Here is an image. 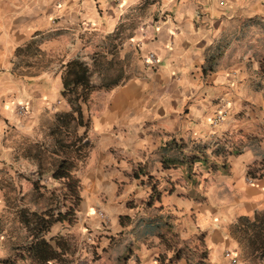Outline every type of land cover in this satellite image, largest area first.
<instances>
[{
	"label": "crops",
	"instance_id": "1",
	"mask_svg": "<svg viewBox=\"0 0 264 264\" xmlns=\"http://www.w3.org/2000/svg\"><path fill=\"white\" fill-rule=\"evenodd\" d=\"M72 62L94 85L80 100L89 150L74 172L76 220L38 237L51 259L16 263L187 264L168 262L187 245L210 264H230L226 250L237 264H264V0H0V264L18 251L11 212L24 226L29 210L10 208L16 189L47 204L62 188L45 141L55 115L71 110L62 92ZM172 138L187 153L208 144L191 179L186 166L162 167ZM218 145L239 152L223 157ZM139 167L161 191L152 204Z\"/></svg>",
	"mask_w": 264,
	"mask_h": 264
},
{
	"label": "trees",
	"instance_id": "2",
	"mask_svg": "<svg viewBox=\"0 0 264 264\" xmlns=\"http://www.w3.org/2000/svg\"><path fill=\"white\" fill-rule=\"evenodd\" d=\"M75 63L72 62L67 70L62 92L67 97L71 110L55 115L54 121L48 127L47 135L50 136V143L45 145V153L49 151L55 155V167L52 171V177L61 181L62 188L50 191V194L46 196L47 206L41 212H30L21 209V220L28 230H32L33 234L29 236L28 243L17 247L18 251L13 258L2 259L3 264H17L18 258L23 260L26 257L35 258L37 263L51 259L53 252L49 249L47 242L38 239V237L42 231L47 230L54 222L66 221L73 224L76 220L77 207L81 196L80 179L74 172L77 170L79 163L87 157L89 150L88 142L83 135L79 134L80 127L85 125L80 100H86L87 92L94 85L90 86V74L85 65L80 63L75 65ZM98 86H104V84L100 83ZM80 87L82 88L80 89ZM186 146V143L175 138L168 140L160 148V161L163 168L186 166L187 177L191 179L194 163L197 161L206 163L207 161L206 150L208 144H194V151L191 153L184 151ZM226 148L225 145H218L214 151L223 157L239 152V149L229 150ZM225 168V160L220 165L216 163L212 165L213 170ZM255 173V169L252 168L247 171V174L251 177H255ZM140 174L146 176V181L152 184V192L149 199H147V204H152L155 199L159 198L161 191L157 188V181H155L153 175H150L141 167L133 171L135 178H139ZM141 181L144 182V180ZM39 187V182L33 181V189L38 190ZM182 256L187 259V264H210L203 250H193L187 245L175 246L168 262L176 261Z\"/></svg>",
	"mask_w": 264,
	"mask_h": 264
},
{
	"label": "rangeland",
	"instance_id": "3",
	"mask_svg": "<svg viewBox=\"0 0 264 264\" xmlns=\"http://www.w3.org/2000/svg\"><path fill=\"white\" fill-rule=\"evenodd\" d=\"M45 59H48V58H45ZM60 59H64V57L62 56ZM262 71L264 72V69ZM45 142H46V144H49L50 143V138H48ZM47 157H48V155L46 156L45 159L48 161L49 158H47ZM17 189H19V188H17ZM17 189H16L15 193H13V194H15L14 196H17L16 197L17 199L15 200L13 205L11 204L12 206L10 205V208H17L18 207V209H19L21 207H26V208L29 209L28 211H30V210L31 211L32 210L40 211L41 208L44 206V204H46L45 202H43L41 200H38L39 203H35V202H32V201H29V200L33 199L32 197L27 196V195H29V192H30V187L29 186L25 185V186L21 187L20 188L21 192L20 193L18 192V194H17ZM24 193H25V195H24ZM20 196H22V197H20ZM11 211H12V209H11ZM11 213H12V215H11V226H12L11 237H13L12 243H14L15 248H17L19 246H22L25 243L24 242L25 241L24 238H26V236H31L33 233H32V230L31 231H27L25 225L24 226L22 224L19 225L16 222V216L17 215L14 213V211H12ZM28 238L30 239V237H28ZM26 242H28V241H26ZM95 255H96V252L94 254H90L89 253L88 260H90L91 258L96 260L98 257H96ZM17 262L20 263L19 260Z\"/></svg>",
	"mask_w": 264,
	"mask_h": 264
},
{
	"label": "built area",
	"instance_id": "4",
	"mask_svg": "<svg viewBox=\"0 0 264 264\" xmlns=\"http://www.w3.org/2000/svg\"><path fill=\"white\" fill-rule=\"evenodd\" d=\"M144 61L147 64H151V65H154V64H156L158 62L156 55L154 53H152V52H148L144 56ZM17 112L18 113L26 112V106L23 105V104H18ZM218 118H221L220 117V113L217 116V119ZM248 180L253 181V177H249L248 176ZM0 241H1V236H0ZM224 255H225V257H227L229 259L230 264H237V262H238L237 257L231 251L226 250L224 252Z\"/></svg>",
	"mask_w": 264,
	"mask_h": 264
}]
</instances>
